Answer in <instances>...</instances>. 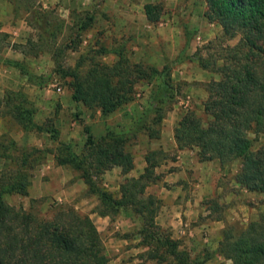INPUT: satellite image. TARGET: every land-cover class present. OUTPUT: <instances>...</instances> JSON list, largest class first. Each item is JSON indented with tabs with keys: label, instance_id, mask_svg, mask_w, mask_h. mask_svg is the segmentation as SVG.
I'll return each mask as SVG.
<instances>
[{
	"label": "rangeland",
	"instance_id": "rangeland-1",
	"mask_svg": "<svg viewBox=\"0 0 264 264\" xmlns=\"http://www.w3.org/2000/svg\"><path fill=\"white\" fill-rule=\"evenodd\" d=\"M36 4L49 11L52 19L57 16L65 22L57 43L71 40V46L77 45L59 58L64 67H73L82 56L83 68L92 56L110 65L116 59L114 51L120 50L131 62L162 73L136 84L129 104L101 116L71 100L67 80L56 74L48 47L38 42L39 32L26 24L23 14L10 12L6 18L0 6V28L4 30L0 32L16 45L0 49V99L8 93H21L28 102L25 107L34 109L31 124L22 128L8 109L0 107V177L19 171L29 183L25 196L12 194L5 201L27 209L34 199L43 213L59 204L88 216L103 242L107 264L170 263L166 248L140 240L138 217L122 210L98 216L97 196L86 194L78 172L54 160L65 155V147L76 155L83 151L85 127L95 139L109 132L121 134L124 151L132 157V169L122 174L119 167H112L93 178L95 183L118 198L120 184L139 176L144 157L157 152L153 157L157 181L145 188L144 195L159 200L155 218L159 238L171 239L178 251L191 258H207L205 264H231L216 252L221 231L243 229L264 214V195L235 182L236 162H201L195 149L176 150L172 129L186 111L194 112L202 122L207 120L202 112L204 87L220 79L211 63L218 66L221 47L235 45L239 37L228 39L218 25L205 20L204 0H34ZM145 4L158 10L156 23L146 21ZM85 15L93 17L87 29L72 27ZM5 60L20 63L34 79L28 80ZM202 60L208 64L207 70L200 66ZM162 82L169 83L170 89L159 103ZM155 103L161 107L162 118L153 124ZM148 130L156 132L157 138H148ZM259 141L264 143V138Z\"/></svg>",
	"mask_w": 264,
	"mask_h": 264
},
{
	"label": "trees",
	"instance_id": "trees-1",
	"mask_svg": "<svg viewBox=\"0 0 264 264\" xmlns=\"http://www.w3.org/2000/svg\"><path fill=\"white\" fill-rule=\"evenodd\" d=\"M4 1L11 5L12 14L21 12L26 24L39 32L38 42L48 47L56 74L67 80L71 100L88 110L98 111L101 116L120 110L132 101L136 84L161 76L162 72L153 67L131 62L120 50L114 51L116 59L110 65L92 56L83 68L82 56L73 67H64L59 58L77 45L71 46V40L57 43L65 27L63 19L57 16L52 19L49 11L34 5V0ZM204 4L205 20L218 25L222 36L239 39L233 46L221 47L218 66L211 63L220 79L211 80L204 87L206 98L202 112L207 120L202 122L192 111L183 113L172 129L175 148L195 149L201 162L215 160L220 165L236 162L235 182L249 192L264 195V143L259 141L264 138V0H204ZM143 14L149 24L158 21L159 12L153 5L145 4ZM92 20V15H85L72 27L85 30ZM7 38L6 33L0 32V49L16 47ZM4 63L11 64L28 80L34 79L20 63L10 60ZM200 66L204 70L208 68L203 60ZM169 89V83H160L159 103L168 96ZM27 104L21 93H8L0 99V107L8 109L22 128L31 124L34 113L32 107H25ZM152 110L156 115L152 123H159L161 107L155 103ZM84 132L86 140L79 155L65 147V155L54 160L78 172L86 194L97 196L98 216L130 211L141 220L140 240L166 248L171 258L167 264H205L207 258H191L178 251L171 239L159 238L160 228L155 223L159 200L144 195L145 188L157 181L153 171L156 166L153 157L157 152L144 157L143 172L136 178L125 179L119 186V197L114 198L93 178L112 167H119L122 174L132 169V157L123 148L124 137L109 132L95 139L86 127ZM147 136L157 138L156 132L149 130ZM26 178L19 171L0 177V264H107L103 242L88 216L59 204L43 213L34 199L27 209L5 201L8 195H26L29 185ZM216 252L231 264H264V214L243 229L224 228Z\"/></svg>",
	"mask_w": 264,
	"mask_h": 264
},
{
	"label": "crops",
	"instance_id": "crops-1",
	"mask_svg": "<svg viewBox=\"0 0 264 264\" xmlns=\"http://www.w3.org/2000/svg\"><path fill=\"white\" fill-rule=\"evenodd\" d=\"M9 3H7L6 1L4 0H0V6L4 7V17H8L10 15V12L12 13V8L10 9ZM0 31H4L2 28H0ZM6 32V31H5Z\"/></svg>",
	"mask_w": 264,
	"mask_h": 264
}]
</instances>
